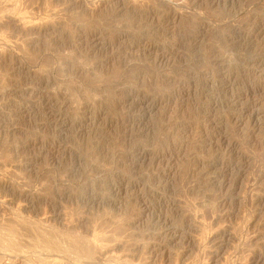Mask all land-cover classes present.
<instances>
[{
    "label": "rangeland",
    "instance_id": "obj_1",
    "mask_svg": "<svg viewBox=\"0 0 264 264\" xmlns=\"http://www.w3.org/2000/svg\"><path fill=\"white\" fill-rule=\"evenodd\" d=\"M0 264H264V0H0Z\"/></svg>",
    "mask_w": 264,
    "mask_h": 264
}]
</instances>
